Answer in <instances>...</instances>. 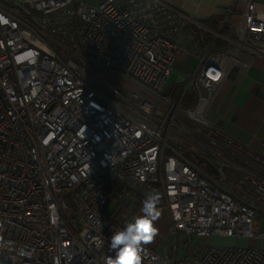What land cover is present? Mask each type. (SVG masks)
Segmentation results:
<instances>
[{"label":"built area","instance_id":"built-area-1","mask_svg":"<svg viewBox=\"0 0 264 264\" xmlns=\"http://www.w3.org/2000/svg\"><path fill=\"white\" fill-rule=\"evenodd\" d=\"M212 6L0 0V264H104L127 223L113 211L138 214L150 191L168 239L142 264H264V178L232 187L229 139L206 116L246 56L264 58V2ZM179 51L191 68L169 85Z\"/></svg>","mask_w":264,"mask_h":264},{"label":"crops","instance_id":"crops-1","mask_svg":"<svg viewBox=\"0 0 264 264\" xmlns=\"http://www.w3.org/2000/svg\"><path fill=\"white\" fill-rule=\"evenodd\" d=\"M229 1L206 0L208 7L205 10H213V4H225ZM201 3L189 9L200 10ZM187 57H190L187 52L179 51L174 65ZM246 59L249 61L246 69L234 72L230 78L221 82L210 102L207 119L226 138L255 156L257 161L253 162V173L257 175L264 174V58L246 56ZM232 187L235 190L241 188L235 183H232ZM147 245L156 248L154 244Z\"/></svg>","mask_w":264,"mask_h":264},{"label":"rangeland","instance_id":"rangeland-1","mask_svg":"<svg viewBox=\"0 0 264 264\" xmlns=\"http://www.w3.org/2000/svg\"><path fill=\"white\" fill-rule=\"evenodd\" d=\"M177 2H183V0H174ZM204 0L201 5L199 6L200 10H192L194 13H199L200 15H207L211 10H205L206 7H208L207 3ZM186 6L189 8H192L194 6V0H185ZM227 4V3H225ZM225 4L220 3L217 7L218 10L222 9ZM190 57H187L185 60L180 59L179 62L174 65V68L172 70V73L167 77V84L171 85L176 80L182 78L185 76L188 71L191 68L193 57L189 55ZM165 91V88L162 89ZM209 113L207 112V117ZM225 143L227 146L226 153H230L229 159L231 160L230 166L231 169L229 170V182L236 183L239 186L241 185L242 188L250 187L254 183H261V179L264 178V174H257L255 175L253 172L254 169V163L257 161L255 156L253 154H249L248 150L245 148H242L238 146L237 144L230 142L229 140L225 139ZM254 162V163H253ZM114 208L113 203H109L107 205V210L112 211ZM157 210L159 211L160 215L158 220L155 222L156 228H157V234L153 237L151 241L148 243L154 244L156 247V250L160 252L162 248L166 245L167 239L166 235L168 234V212L165 207H157ZM115 218V220L119 223H124V220L127 218V223L132 220L136 215L134 214V211L131 212L125 208H116L115 211H113L112 214ZM259 229L261 231H264V218L261 216L259 218ZM183 235L180 232V229L178 227V239L179 241L182 240ZM200 239L210 245L215 246H225V245H233L236 243H252L251 241L246 242L244 241L243 237H240L238 239L227 237L221 234H212L210 236H202ZM254 242V241H253ZM264 242V241H263ZM257 243H260V240L257 241ZM147 244V243H146ZM171 251V250H170Z\"/></svg>","mask_w":264,"mask_h":264},{"label":"clouds","instance_id":"clouds-1","mask_svg":"<svg viewBox=\"0 0 264 264\" xmlns=\"http://www.w3.org/2000/svg\"><path fill=\"white\" fill-rule=\"evenodd\" d=\"M160 199L158 192L146 193L140 214L111 235L109 246L115 255L106 257L104 264H142L144 245L157 234L155 222L160 215L157 210Z\"/></svg>","mask_w":264,"mask_h":264},{"label":"trees","instance_id":"trees-1","mask_svg":"<svg viewBox=\"0 0 264 264\" xmlns=\"http://www.w3.org/2000/svg\"><path fill=\"white\" fill-rule=\"evenodd\" d=\"M138 209V208H137Z\"/></svg>","mask_w":264,"mask_h":264}]
</instances>
